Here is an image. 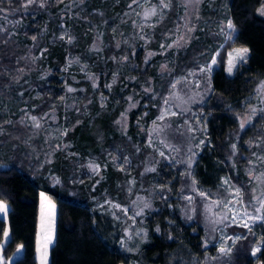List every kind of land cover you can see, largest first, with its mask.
Listing matches in <instances>:
<instances>
[{"label":"trees","instance_id":"16d2710c","mask_svg":"<svg viewBox=\"0 0 264 264\" xmlns=\"http://www.w3.org/2000/svg\"><path fill=\"white\" fill-rule=\"evenodd\" d=\"M141 1L0 0V245L9 233L4 260L21 247L11 263L38 264L41 194L56 210L49 264H204L217 243V225L204 219L195 190L225 200L219 181L228 176L248 209L253 206L254 181L264 175V0L161 1V18L137 30L129 11ZM224 19L232 27L218 49L216 26ZM187 24L195 27L192 42L171 47ZM210 46L218 51L209 79L200 78L201 103L177 111L168 135L182 140L183 150H198L194 175H184L171 155L167 162L147 149V127L169 99L174 79L211 59ZM237 48L249 56L230 76L228 54ZM82 64L90 77L75 73ZM73 78L85 86L83 94L74 92L81 101L67 100ZM91 81L98 88L92 90ZM129 108L127 129H118ZM26 113L63 124L61 141L46 144L44 127L22 121ZM180 118L189 125L177 135ZM200 140L209 145L198 146ZM185 194L194 195L191 220L182 210ZM138 195L145 199L139 215ZM111 202L125 206L145 231L146 243L135 255L119 246L129 222L122 211L109 210ZM256 228L264 239V224ZM224 229L242 237L220 264H264V240L254 230Z\"/></svg>","mask_w":264,"mask_h":264},{"label":"rangeland","instance_id":"374dc122","mask_svg":"<svg viewBox=\"0 0 264 264\" xmlns=\"http://www.w3.org/2000/svg\"><path fill=\"white\" fill-rule=\"evenodd\" d=\"M161 1L166 0H143L139 2L136 9H133L130 12V15L133 16V23L137 30L143 29L145 27H149L150 25H154L155 21L159 20L162 16V11L160 6ZM231 27H229V20L222 21L218 26H216L217 32L220 33L221 38V44L219 45L218 49L221 47L223 42L227 39V34ZM195 27L191 25H185V27L180 30L174 40L170 42L171 47L172 46H186L187 44H190L192 42L194 35H195ZM147 41V40H146ZM94 48V47H93ZM214 51L213 47L210 46L211 52V59L206 62L199 65L197 70H190L187 71L186 75H181L176 77L174 79V83L171 89V94L167 102H165V105L163 106L161 113L158 115L157 118L154 119V121L151 122V124L147 127V131L149 133V137L147 138V141L145 143V146L148 150L157 153L158 156L164 157L166 161L170 162L171 158L170 155L173 157L174 161H178L181 165L180 173L182 174H189L190 176L194 175L192 165H193V159L197 157V152H194V155L191 154L193 152H189L186 150H183L180 145L183 144V141L180 140V142H174L170 137H168L169 133H172V125H173V119L179 117L177 115L178 112H189V109L193 104H197L201 100V93L200 90L201 86V77L205 79H209L211 75V70L213 66V61L216 57L217 51ZM246 49V48H245ZM242 49H234L232 52L228 54V60H227V68L226 72L228 75H233L234 71L237 69L238 65L243 64L246 60V58L249 56L248 52L246 54H243V58H241V52ZM164 52V51H163ZM164 66V64H163ZM75 73H80V75H87L91 76L93 72H91V69L88 68L85 64L82 66L76 65V71ZM74 84L68 85L67 92L69 94V99L76 101H81L82 97L78 94H74L75 91L79 92V94H83L85 90V86L78 87L79 79L73 78L72 81ZM90 87L92 90L98 88L97 81H91ZM143 88V87H142ZM71 89V90H70ZM143 90V89H142ZM102 100V99H101ZM113 108H109L108 111L114 110L119 107V104L112 105ZM135 107V106H134ZM129 114H130V108L123 111V116L125 117V121H117V127L118 129H127V123L126 121L129 120ZM97 115V112L95 114V117ZM98 116V115H97ZM22 121L24 122H30L31 125L34 127L35 130H38L39 127L42 126L43 128V141L46 144H49L50 139H56L60 140L62 139V136L66 133L65 132V126L63 124L55 126V125H48L46 124L47 121L42 120L39 121L36 119L33 115L26 113L25 116H22ZM128 117V118H127ZM100 120V119H99ZM45 121V122H44ZM180 122V123H178ZM178 125L176 126V134H183V130L186 129V126L189 125V120L186 118H180V120L177 121ZM129 124V123H128ZM186 125V126H185ZM182 131V132H181ZM1 133V131H0ZM1 136V135H0ZM182 143V144H181ZM203 145H209L206 141L200 140L198 143V146ZM6 151L1 152V154L4 155ZM192 156L193 159H192ZM116 165H118L121 168V165H123V161L118 162L116 159L115 161ZM93 173H96L99 170V166L94 164L93 165ZM149 171L152 170V167L148 169ZM131 185L134 183V179H131ZM254 185L252 187V194H253V203L252 207L248 209V207L245 205L243 200V194L240 188H237L228 176H223L219 183L220 186L223 188L225 194L227 195V198L224 200L218 196L212 198L211 196H208L205 192L195 190V196H198L200 199H202V208H203V217L204 219L210 224V225H217L214 227V230H216V234L218 236L217 243L214 244L212 251L210 252V255L205 254L204 264H220L223 258H225L230 251L231 246L236 242V240L241 239L242 236L239 234H229L224 229L225 227L229 225H233L237 228H245L248 230H254L257 239H262V233L260 229L256 228V225L258 224H264V217H262V214L264 212V175L258 174V177L254 181ZM132 188V186H130ZM194 195L192 194H185L184 197L186 199L185 207L182 209L183 214L187 215V218L191 220L195 214L194 205L191 206V203L193 201ZM45 196V195H44ZM46 197V196H45ZM137 199V198H136ZM147 199V198H146ZM148 200V199H147ZM145 203V199H144ZM109 210L112 209L119 210L123 212V216L128 220L129 224L124 230V237L119 240V246L122 249L124 253H127L128 255H135L137 252L144 247V244L146 243V237H145V231L142 229L141 226L137 225V222H135L134 215L127 210L125 206H121L117 203L111 202L109 203ZM45 210V211H44ZM44 224H42V227H44V230L46 233H48L51 229V221L49 218V215H52L51 212H48L49 210L44 208ZM2 211H0L1 213ZM4 215V212L2 213V216ZM173 213L171 212V216ZM119 223L125 224L124 219L119 218ZM170 224H172L170 222ZM214 226V225H213ZM225 226V227H224ZM48 236L50 234L48 233ZM8 229H7V236L4 235V241L0 245V264H12L11 262L15 259L19 258L22 254L23 250L20 247L16 250V252L8 259L4 260L2 255V248L5 244L8 242ZM40 238L39 243L37 244V250L38 253L36 255V259L38 261V264H49L48 258H49V249H48V240H43L42 237L38 236ZM36 236V238H38ZM38 238V239H39ZM36 239V240H38ZM264 240V239H262ZM259 240L258 242L253 246L252 249V255L253 260L256 258L257 251L260 249ZM125 264H140L138 261L134 259H128V261ZM260 264V263H256Z\"/></svg>","mask_w":264,"mask_h":264},{"label":"crops","instance_id":"0c3cea01","mask_svg":"<svg viewBox=\"0 0 264 264\" xmlns=\"http://www.w3.org/2000/svg\"><path fill=\"white\" fill-rule=\"evenodd\" d=\"M40 209H39V217H38V223H37V226H38V230H37V237L38 236H42V242L43 240L45 241L46 239L48 240V253L50 254V248L51 246L53 245V242H54V234H55V229H56V226H55V218H56V210H55V205L54 203H52L48 198H46L44 195L41 194L40 196ZM137 204L135 210H136V214L139 215L143 212V209H144V198L141 196V195H138L137 196V200H136V203L135 205ZM47 209L49 210L48 212H51L52 215H49V218L50 221H51V229L50 231L48 232L50 234V236H48V233L45 232L44 230V227H42V224H44V214L43 212L45 211L44 210ZM44 210V211H43ZM39 238V237H38ZM37 238V239H38ZM40 241V238L38 240H36V250H37V244L39 243ZM19 249V248H18ZM37 253H38V250H37ZM48 261H49V258H48Z\"/></svg>","mask_w":264,"mask_h":264},{"label":"snow or ice","instance_id":"6c2138e0","mask_svg":"<svg viewBox=\"0 0 264 264\" xmlns=\"http://www.w3.org/2000/svg\"><path fill=\"white\" fill-rule=\"evenodd\" d=\"M229 27H232L231 23H229ZM241 52V58H243V54H246L248 52V49H242ZM71 90V89H70ZM5 206L3 204H0V211H4ZM5 236H7V232H5Z\"/></svg>","mask_w":264,"mask_h":264}]
</instances>
